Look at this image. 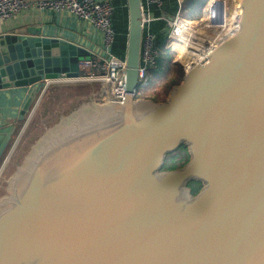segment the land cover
<instances>
[{"label":"water","instance_id":"obj_1","mask_svg":"<svg viewBox=\"0 0 264 264\" xmlns=\"http://www.w3.org/2000/svg\"><path fill=\"white\" fill-rule=\"evenodd\" d=\"M126 4V93L76 104L37 135L0 199V264H264V0H242L239 30L162 100L135 96L142 5ZM17 33L0 47V89L31 86L24 112L35 83L77 77L90 52ZM181 145L188 160L163 169Z\"/></svg>","mask_w":264,"mask_h":264},{"label":"built area","instance_id":"obj_2","mask_svg":"<svg viewBox=\"0 0 264 264\" xmlns=\"http://www.w3.org/2000/svg\"><path fill=\"white\" fill-rule=\"evenodd\" d=\"M174 1L176 9L174 12L170 13L166 8V0H141L142 34L139 64L137 67L136 97L141 94L145 88L149 87L152 78L151 68L155 66L160 52L175 49L174 43L171 41L175 23H181L183 21H193L195 23L197 21L193 18L181 16L180 9L185 0ZM217 1L218 0H212L211 2V0H209V2L206 3L202 13L203 17L200 21L204 22V15L210 2L213 4ZM25 2V0H0V21L6 20L18 13L24 7ZM38 5L73 14L84 23L97 29L101 33L105 52L104 56L97 59H93L89 56L81 57L78 61L80 73L77 77H67L65 74L61 73L55 78L44 79L45 85L43 91L49 84L92 80L99 83V90L95 96L96 99L99 98L101 93L106 95L126 93L125 57L111 51V46L116 38V31L112 24V13L114 10L113 2L111 0H40L38 1ZM156 11H158V13H156ZM165 13L170 14L171 18H166ZM160 19L165 21V25L159 28V32H163L165 35V40L161 48L156 45V32L152 29L151 25L153 21ZM205 56L206 53L204 57ZM172 61L182 66L183 72L188 71L197 64L187 65L182 60V53L179 50H177L176 58L173 59L172 57Z\"/></svg>","mask_w":264,"mask_h":264},{"label":"rangeland","instance_id":"obj_3","mask_svg":"<svg viewBox=\"0 0 264 264\" xmlns=\"http://www.w3.org/2000/svg\"><path fill=\"white\" fill-rule=\"evenodd\" d=\"M208 2L209 0H205L201 6L202 13ZM202 17L203 14L195 20L200 21ZM177 50L176 46L174 50H168L173 59L177 56ZM86 83H92L97 88L99 87L97 81H71L62 84H49L41 94L45 83L44 81H39L33 85L35 88V94L29 108L24 114L20 115L18 118L13 117L9 120L5 119L7 125H5L6 127H2V137L12 126H14V130L7 147L0 158V199L9 194V178L23 165L37 135L74 105L96 99L95 96L99 89L95 90L92 94L91 88L86 85ZM85 86L89 92H87L89 94L88 96L83 95L82 92V89ZM161 87L162 85H157L149 87L147 90L151 92L155 100H162L166 97L168 91L164 92ZM21 88L25 92L29 87ZM7 97V91L0 92V100H6ZM1 118L2 117L0 116V120Z\"/></svg>","mask_w":264,"mask_h":264},{"label":"crops","instance_id":"obj_4","mask_svg":"<svg viewBox=\"0 0 264 264\" xmlns=\"http://www.w3.org/2000/svg\"><path fill=\"white\" fill-rule=\"evenodd\" d=\"M25 1L24 7L18 13L6 20L0 21V47L4 46L8 48L10 45L16 44V40L13 39V36L27 35V33H17L19 29L36 27L41 30V35L64 38L84 46L90 52L89 57L93 59L104 56L105 52L101 33L97 29L84 23L73 14L39 6L38 1L40 0ZM111 1L114 4L112 24L115 20H126L128 27V13L127 9H125L127 4L120 0ZM124 39L126 48L127 31H116L114 43L122 42ZM19 89L22 90L21 87L0 89V92H8L7 99L0 100V116L2 117L0 120V141L2 138V127H6L5 125H7L5 119L9 120L10 118L18 117L21 106L32 88L30 86L28 90L26 89L27 92Z\"/></svg>","mask_w":264,"mask_h":264},{"label":"bare ground","instance_id":"obj_5","mask_svg":"<svg viewBox=\"0 0 264 264\" xmlns=\"http://www.w3.org/2000/svg\"><path fill=\"white\" fill-rule=\"evenodd\" d=\"M211 2L206 9L204 22L175 23L171 41L181 51L182 60L187 65L198 63L205 53L207 55L210 49H214L239 30L242 0ZM105 96L108 95L101 93L99 98Z\"/></svg>","mask_w":264,"mask_h":264},{"label":"trees","instance_id":"obj_6","mask_svg":"<svg viewBox=\"0 0 264 264\" xmlns=\"http://www.w3.org/2000/svg\"><path fill=\"white\" fill-rule=\"evenodd\" d=\"M121 2H125L126 0H120ZM205 0H185L182 4V8L180 9V14L183 17H189L193 19H197L202 14L201 6ZM167 10L172 13L176 9V4L174 0H168L166 5ZM125 9H127V6H125ZM158 13V11H156ZM152 29L156 32V45L161 48L162 44L165 40V35L163 32H159V28L161 26L165 25V21L155 20L151 23ZM113 27L115 31H127V23L126 20H120V21H114ZM112 52L124 56L125 54V39L122 42H115L112 46ZM151 83L149 87L162 85L161 89L164 92H167L169 88L182 79L183 76V68L176 62L172 61V55L168 50L161 51L158 55L156 64L154 67L151 68ZM91 88V93L93 94L95 90H98L92 83H86ZM148 87V88H149ZM145 88L141 94L138 96L142 97H150L154 99V96ZM83 95H89L88 89L86 86L82 89ZM88 92V93H87ZM189 154L187 151V148L184 145H181L173 152L169 153L166 156L165 162L162 166L163 169H172L175 167H179L183 165L188 160ZM188 185L190 186L191 193H196L199 188L201 187V182L196 179H192L188 182Z\"/></svg>","mask_w":264,"mask_h":264},{"label":"flooded vegetation","instance_id":"obj_7","mask_svg":"<svg viewBox=\"0 0 264 264\" xmlns=\"http://www.w3.org/2000/svg\"><path fill=\"white\" fill-rule=\"evenodd\" d=\"M32 102V101H31ZM87 103V102H86ZM23 105V104H22ZM85 105V104H84ZM84 105H81L79 108H77V109H75V110H73V112L72 113H74L75 111H77L78 109H80L82 106H84ZM30 106V105H29ZM21 108H22V106H21ZM29 108V107H28ZM27 110V109H26ZM25 112V111H24ZM24 112H21V109H20V113H19V115H18V117L20 116V115H22V114H24ZM71 113V114H72ZM17 117V118H18ZM61 118V117H60ZM59 118V119H60ZM12 129V132H13V130H14V126H12L11 128H9V130L7 131V132H5V134H3V137L1 138V141H0V144H1V142L3 141V139L5 138V136L7 135V133L10 131ZM5 151V150H4Z\"/></svg>","mask_w":264,"mask_h":264}]
</instances>
